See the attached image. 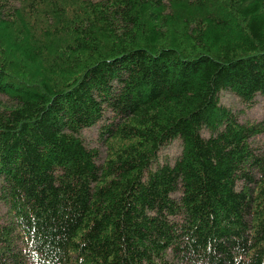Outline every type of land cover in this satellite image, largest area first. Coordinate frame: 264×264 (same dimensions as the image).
<instances>
[{
  "label": "trees",
  "instance_id": "16d2710c",
  "mask_svg": "<svg viewBox=\"0 0 264 264\" xmlns=\"http://www.w3.org/2000/svg\"><path fill=\"white\" fill-rule=\"evenodd\" d=\"M258 96L264 0H0V264H264Z\"/></svg>",
  "mask_w": 264,
  "mask_h": 264
},
{
  "label": "rangeland",
  "instance_id": "374dc122",
  "mask_svg": "<svg viewBox=\"0 0 264 264\" xmlns=\"http://www.w3.org/2000/svg\"><path fill=\"white\" fill-rule=\"evenodd\" d=\"M221 101L224 105L231 107L233 110H236L238 108V104L235 100V98L229 93V92H223L221 96ZM243 117H248L250 119L255 120H264V103L261 99V97H257L256 101L252 108L249 110H246ZM86 134V141L93 147H97L100 150V153H103V147L101 144L98 143L97 140H95V130H90L89 132H85ZM178 153V148L175 144H171L169 147L164 148L162 151V156L166 159H171Z\"/></svg>",
  "mask_w": 264,
  "mask_h": 264
}]
</instances>
